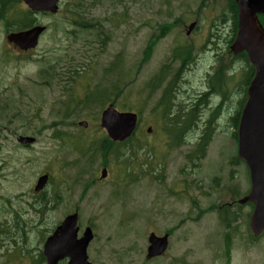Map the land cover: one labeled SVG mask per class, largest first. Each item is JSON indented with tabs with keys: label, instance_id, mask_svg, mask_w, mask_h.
Masks as SVG:
<instances>
[{
	"label": "rangeland",
	"instance_id": "374dc122",
	"mask_svg": "<svg viewBox=\"0 0 264 264\" xmlns=\"http://www.w3.org/2000/svg\"><path fill=\"white\" fill-rule=\"evenodd\" d=\"M74 2L97 34L71 25ZM0 9V106L9 104L15 115L11 122L0 119V132L37 138L28 149L12 138L10 162L0 148V264H46L44 237L74 210L80 235L93 227L88 251L96 264H264V233L254 238L250 226L253 204L235 202L251 187L237 158L235 118L253 69L245 56L228 61L237 26L231 0H61L57 15L37 16L47 29L27 55L6 41L27 7L0 0ZM193 22L197 29L187 35ZM222 63L227 79L212 76ZM48 70L56 74L51 85L43 81ZM161 77V88L152 91L149 84ZM173 77L171 116L154 117ZM210 82L230 96L214 117L222 98L204 96ZM96 95L140 114L131 142L105 145L100 115L107 104L91 101ZM191 108L200 117L179 137L169 124ZM211 117L212 139L198 159L196 143ZM105 159L109 172L101 179ZM44 172L50 181L37 195ZM153 231H171L170 248L149 260Z\"/></svg>",
	"mask_w": 264,
	"mask_h": 264
},
{
	"label": "water",
	"instance_id": "95a60500",
	"mask_svg": "<svg viewBox=\"0 0 264 264\" xmlns=\"http://www.w3.org/2000/svg\"><path fill=\"white\" fill-rule=\"evenodd\" d=\"M60 0H24L33 11L57 13ZM239 5V30L232 45L235 54L246 51L255 67V75L248 87V99L242 111L239 126V157L247 163L250 170L251 190L240 203L251 201L255 209L251 218V229L255 236L264 231V28L258 20V14L264 13V0H235ZM194 23L189 26L188 33ZM44 27L35 26L26 31L12 33L8 41L21 49L36 47ZM84 124V123H81ZM102 126L114 141L129 138L137 126V114L119 112L109 107L102 114ZM33 138H22V142H31ZM106 169L102 177H106ZM48 175L38 181L36 190L44 187ZM78 214L65 218L55 233L47 240L44 253L48 264H57L64 257H70L69 264H90L86 249L92 239V231L87 228L82 238L78 239ZM148 257L161 255L168 246V235L163 237L151 233Z\"/></svg>",
	"mask_w": 264,
	"mask_h": 264
},
{
	"label": "trees",
	"instance_id": "16d2710c",
	"mask_svg": "<svg viewBox=\"0 0 264 264\" xmlns=\"http://www.w3.org/2000/svg\"><path fill=\"white\" fill-rule=\"evenodd\" d=\"M5 4L6 3L4 2L3 6H2V10L5 9V7H6ZM12 5H14V3H11L10 7ZM79 8H80V4L74 2L73 10H72V17H71V20H72L71 25L78 26L84 30H91V28L93 26L90 25V20H88L87 18H85L84 16L79 14ZM5 12H7V10ZM30 19H33V15L28 11L25 13L23 23L24 24L30 23V21H31ZM28 25H30V24H25V26H28ZM75 73H76V71H75ZM244 103H245V100L242 101L241 108L243 107ZM188 113L190 115H188L186 112L180 113L172 121V122H174V124L173 123L169 124L176 131L175 133L177 135L179 134V137H182V135L185 134V131L190 130L193 126H195L197 124V119L195 118V116H193V117L191 116L192 112H188ZM239 117L240 116L238 114L237 117L235 118V123H236V121H239ZM206 126H207V128L204 129L203 134L201 135L199 141L196 143V145L198 147V152L200 153V155L196 156L198 159H201L203 157V155L205 154L206 147L210 144L211 139H212V132L214 129L212 127V121L208 120L206 123ZM208 129L211 131L207 132ZM112 144L113 143L109 139H105V145H112Z\"/></svg>",
	"mask_w": 264,
	"mask_h": 264
},
{
	"label": "flooded vegetation",
	"instance_id": "af4514ba",
	"mask_svg": "<svg viewBox=\"0 0 264 264\" xmlns=\"http://www.w3.org/2000/svg\"><path fill=\"white\" fill-rule=\"evenodd\" d=\"M0 111L4 112L6 110H0ZM3 116L6 117V118H10L9 114H5ZM13 117L14 116L12 115V118ZM0 134H1V132H0ZM15 136H16V132L15 131H10L8 135H0V138L3 140V143L0 144V148L2 149L3 152H6V151L8 152L7 153V157H8L9 162H10V159L12 158V156H11L12 155V149H10V148L6 149V145L10 144V140L12 138L15 139ZM21 146H24V145H21ZM38 194H41V193H38Z\"/></svg>",
	"mask_w": 264,
	"mask_h": 264
}]
</instances>
